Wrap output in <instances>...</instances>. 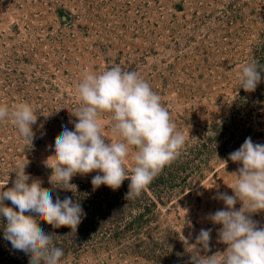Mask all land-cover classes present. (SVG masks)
<instances>
[{
  "label": "rangeland",
  "instance_id": "obj_1",
  "mask_svg": "<svg viewBox=\"0 0 264 264\" xmlns=\"http://www.w3.org/2000/svg\"><path fill=\"white\" fill-rule=\"evenodd\" d=\"M252 60L264 72V0H0V103L26 102L37 115L31 143L0 121V187H12L26 163V174L52 187L45 161L62 126L74 130L77 84L86 71L119 65L161 96L185 143L138 197L126 198L130 180L93 190L96 172L75 176L72 192L54 189V201L72 197L86 213L76 230L41 222L57 235L61 264H189L183 237L194 243L202 228L212 229L207 254L225 251L221 226L206 216L224 207L218 192L233 195L240 165L229 154L248 137L264 144V75L254 92L240 88ZM101 124L116 139L107 116ZM253 219L264 226V212ZM0 264H29L2 229Z\"/></svg>",
  "mask_w": 264,
  "mask_h": 264
},
{
  "label": "clouds",
  "instance_id": "obj_2",
  "mask_svg": "<svg viewBox=\"0 0 264 264\" xmlns=\"http://www.w3.org/2000/svg\"><path fill=\"white\" fill-rule=\"evenodd\" d=\"M262 75L257 61L247 62L240 74V88L254 92ZM76 96L78 104L69 112L76 118L69 120L74 130L62 126L54 141L53 155L45 161L52 187L44 188L41 179L26 174L27 163L15 172L12 187L5 188L8 181L0 187L3 237L14 250L28 255L29 264H61L65 255L54 243L57 235L46 233L41 222L54 229L76 230L86 216L72 197L61 200L56 195L54 201V189L72 192L76 185L70 181L75 176L96 172L91 179L93 190L101 185L117 190L130 180L126 198L138 197L165 166L178 158L185 143L183 133L176 130L169 110L161 103V96L135 71H125L119 65L101 74L86 71L76 86ZM105 116L114 140L103 134L101 119ZM5 119L11 120L22 138L32 142L37 115L30 104L22 102L10 108L0 103V121ZM130 153L131 175L127 167ZM228 160L240 165L230 174L235 178L229 187L233 195L218 192L215 199L224 207L206 216L210 223L221 226L217 230L218 242L226 245V250L208 255L212 229L202 228L194 243L183 237L185 249H191L189 264H264V226L253 219L264 212V144L248 137L229 154ZM54 181L61 187H56ZM238 203L241 206L237 209Z\"/></svg>",
  "mask_w": 264,
  "mask_h": 264
}]
</instances>
